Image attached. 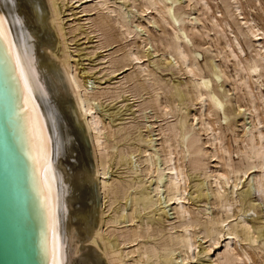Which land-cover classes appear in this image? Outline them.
<instances>
[{"label":"bare ground","instance_id":"6f19581e","mask_svg":"<svg viewBox=\"0 0 264 264\" xmlns=\"http://www.w3.org/2000/svg\"><path fill=\"white\" fill-rule=\"evenodd\" d=\"M87 1H91V3L95 1L97 3L94 7L90 6L92 8L89 11L98 10V12H101V15H98L100 17L99 25L107 33L108 40L113 39V41H116V32L113 33V31L117 26L119 27H117V31L119 29V37L123 36L124 39H126L128 38L127 36L133 33L131 27L128 26L127 21H125L122 12L114 6H110L108 1ZM173 1L176 2L177 0ZM257 1L261 3L260 0ZM163 2L164 0H143L142 3L140 2L141 9H139V11L141 10L145 13L149 9H155L162 15V21L165 23L167 22V24L168 18L166 15H171L175 21L184 20L181 19V14L176 15V10L173 5H165L163 8L158 9L156 5ZM189 2H193L194 7L202 3L203 14L212 12L213 8L210 7L207 0H189ZM225 2L226 7L233 8V14L238 13L242 15V17L238 15L241 18L240 30L242 29L243 35L247 39L252 37L255 38V40H253V42L256 43L254 46V62L264 70V31H262L256 21L249 20L243 16L241 0H225ZM18 3L23 7L24 13L26 12L29 15L26 24L22 22H24L23 20L27 15L25 16L24 13L22 14V12L19 11ZM92 5L94 4L92 3ZM57 6V0H0V18L3 20V23L0 24V107L4 116H6L5 124L7 130H9L12 142L21 158L23 171L26 175L29 209L31 210V215L35 221L37 230L36 238L41 264H150L151 257H156L158 262V258H160L162 254L168 256L172 254L171 252H175L177 248H180L182 253H184L181 261H187L192 259L194 250H198L196 248L199 247L196 240L197 232L192 230V227L195 226H200V233L204 235L203 238H206L207 241L210 242L209 246L205 247V250L211 252L214 246L223 242V249L220 247L218 253L214 256L217 264H246L245 261L252 260L253 255L251 256V253L243 247L241 241L248 242V246L252 247L253 243L262 240L260 232L254 229V226H252L250 222H247L246 219H242L244 217H238V219L240 218L241 220L237 222L234 221L235 225L233 227H231L227 221L234 215H237L235 213L232 216H230L231 214L229 215V213H231L230 211H232L231 207L234 203L238 202V198L241 197H235L236 188L240 186L243 180H246L244 179L246 175H248L247 178L249 177V171L254 168H258L259 173H253L254 176L253 178L251 177L254 181L253 188L258 193L260 201L264 200V130L262 129L264 121L261 120L260 115V106H264V97L263 94L259 92L255 93V91L258 90V86H253L249 70L242 64L238 52L233 47L232 41L227 39L222 44V50L227 52L228 57L231 58L232 56L237 59L236 65H243L241 69L238 67L240 69L238 72L240 79L239 83L247 100V107L245 110L249 112L250 117L253 119V125L249 126L247 131L244 130L247 136V138H245L246 149L244 159L247 162L245 169L233 164L231 153L225 147L226 145H220L217 148V141L221 142V137L216 132L218 130L215 131L214 127L210 124L211 121L208 123L203 117L206 108L205 105L208 101L210 102V109L212 110L224 105V101H222L216 92L210 89L211 83L204 80L202 76L198 77L195 74V70L199 69L198 63L196 59L191 58L189 52H187L183 43L184 38H182V35L187 36L186 31L191 28H188V30H185V26L178 28L171 22L170 25L173 24V28L171 27L173 31L170 38L171 40L167 42L162 40L164 42H162V45L160 44L161 47L164 46V51L168 49V53L174 54L176 59L186 67L190 76L193 73L194 77H196V79L192 80L191 92L195 99L201 102V107L199 106L202 115V119L200 118L201 132L203 130L207 135L208 139L205 143L210 144L214 148V153L208 150L210 158H216L218 156L217 151L220 148L229 155L228 159H222H224L223 166L230 170L221 171L218 170L219 168L217 170L212 169L197 157H194L191 161V166L194 169H202L205 178H208V180L210 179L211 184L215 185V188H213L211 192L213 197L215 196L214 205L221 209L220 211H224L226 217H222L220 214L221 212H219L220 216L215 219L210 220L207 217L208 220L205 219V221L201 222L199 218H190L189 221H186L192 214L190 207L187 206L191 198L186 196V192L189 188L187 184L189 183V177L185 172V167H183V158L179 156L182 155V152L178 150V147L175 145L176 142H173V140H177L174 139L175 136H177L178 130L175 125L167 129L161 127L159 130V135L164 136L162 143H160L161 151L164 153L162 166L160 165L161 161L159 163L160 166H158L157 160L155 161L157 154L150 148L144 147L141 150L143 154L141 164L144 165L142 172L145 176L148 175L149 177V175H152L155 178V181L153 179L154 184L150 192L147 190L149 187H146L147 189L145 188L132 192L130 197L127 198L126 193L131 186H126L119 178H117L116 183L114 181H109L110 178H113L111 176L109 177V169L111 167V149L115 146L112 144L113 142L110 141V138L114 137L112 126L110 125L111 120L107 122V119H112L110 117H114L119 112H112L113 114H111L110 117H105L104 113L98 111V106L96 105L98 98L91 92L88 80H85L88 76L87 70L82 72L83 75L86 74L84 77L80 75L77 70V64H75L77 62L74 63L72 60L73 55L66 51L69 46L65 40V34L61 24V11L59 12ZM85 11H87V9H85ZM112 13H117L116 19L111 20ZM198 17V19H200L201 16L198 15ZM29 21L31 25L28 24ZM198 22L200 23L199 20ZM210 22L216 27L221 26L215 16L210 17ZM144 24L145 23H143V25ZM50 25L58 31L59 41L57 42L52 38V28H50ZM31 26H33V29L30 28ZM162 26L163 29H166L163 24ZM195 28L197 29L198 27L196 26ZM192 29L190 31L192 34L200 32L198 30L194 31V29L192 31ZM172 31L169 33H172ZM210 32L212 31L210 30ZM82 33L84 34V32ZM217 34H219V32ZM219 37L221 38V36ZM227 37L229 38V36ZM120 40L122 41L121 38ZM154 40L156 41V39ZM186 40L188 41L189 39L186 38ZM221 40L224 41V38ZM158 41L159 43L161 42L160 40ZM54 42H60L61 45L60 43L55 45ZM235 42L238 50H240L241 53H245L238 36H236ZM144 52L139 54L131 48L128 49L125 56L122 58L124 63H121L120 68H124V66L134 61H138L137 68H140L142 71L138 69L141 72L138 70L137 72H140L138 75L141 76V74L146 71L143 64H139L142 58L147 55ZM135 66L134 63V67ZM242 70L245 71V74L241 73ZM211 71L214 73L215 70ZM235 79H237V74ZM25 81H27V84ZM144 85L141 87L145 88ZM233 86L232 89L234 88L235 90L237 86L235 84ZM155 95L151 99L152 107L153 105H157V102L160 101ZM210 112L211 111L207 109V113L209 114ZM72 113H74L75 116ZM163 114L167 115L168 113L164 111ZM224 114L227 118L226 111H224ZM193 115L195 114L193 113ZM192 118H194L195 121L197 120L196 122L199 120L197 116ZM113 121H115V119H112V122ZM167 130L169 131L168 135L166 133ZM80 131L84 133L81 134L86 136V139L91 143V153L86 154L84 152L82 154L79 148L74 146L71 142L73 134L79 136ZM190 132V128L184 125V134L187 135ZM196 143L197 138L193 137L190 141V145L193 147ZM224 143L225 142H223V144ZM240 143H242L241 140ZM244 144L242 143L243 146ZM200 151V147H197L195 150L197 153H200ZM243 153L244 152H242V154ZM175 154L177 155L174 156ZM242 154H240V156H242ZM159 156L161 157L162 155ZM230 174L231 176L233 174L232 181ZM164 178L167 192L166 201L169 202L171 206L174 205L175 213H177L179 218L184 219V221L179 224L180 231L170 235L168 234L166 237L163 236L160 247L158 248L149 240H142L148 236L149 229L151 228L150 224L153 225L154 223L155 225L156 222L149 217L145 220V217L140 214L143 211L140 213H137V211L141 209L145 210L149 204L153 203L150 194L153 192L157 197L160 188H162L161 183ZM225 185H230V196L221 191L224 189ZM248 188L250 187H247V191L249 192L251 189L248 190ZM194 192H197V197L193 201H202L203 195H201L197 187L194 191L190 192V194ZM119 198H125L127 202L124 204L121 203L118 207H114ZM242 198L245 199L243 196ZM92 199L99 200L98 208H96L95 205H91ZM128 202H131L129 209H127ZM104 206L107 207L108 211L111 210L112 214L105 216L107 215L105 213L107 211L102 210ZM96 211L100 216L99 214H95ZM136 221H138V223L134 225ZM122 223L125 225L122 226ZM127 223H131L132 225L127 226ZM161 231L162 230L157 228L154 232L159 234ZM263 232L264 231L261 233ZM222 237L225 238L222 240ZM241 237L242 239H240ZM235 241L240 242V248L243 253L238 251L239 249L234 246ZM84 242L94 244L96 249L98 248V250L102 251L103 255L101 256V254L94 249L95 246H86L87 243L83 245ZM255 248L263 251L260 246ZM159 250L163 252L161 255L159 254ZM254 259L256 260V258ZM170 261L171 260H167V264H171Z\"/></svg>","mask_w":264,"mask_h":264},{"label":"rangeland","instance_id":"374dc122","mask_svg":"<svg viewBox=\"0 0 264 264\" xmlns=\"http://www.w3.org/2000/svg\"><path fill=\"white\" fill-rule=\"evenodd\" d=\"M106 1H108L110 6H114L124 15L125 21H127L128 26L131 27L133 32L129 36H127L128 38L124 39L123 36L119 37L118 35L119 29L117 31L118 26L115 27L116 26L115 25L114 26L115 29L113 33L116 32L115 33L116 41H113V39L108 40L107 33L99 25V18H100L99 16L101 15V12L100 11L98 12V10L89 11L92 8L90 6L94 7L97 4L95 1H92V3L94 4L92 5L91 1H87V0L86 1L57 0V5H58L57 8L59 9V12L61 11L60 12L61 24L64 30L63 32L65 34V40L69 46V48L66 51L69 54L71 53L73 55L72 60L74 61V63L77 62L75 64H77V70L79 71L80 75L84 77L86 74L83 75L82 72L87 70L88 76L85 78V80H88L91 92L94 95H96L99 100V101L97 100V104H96L98 106V107L96 106L98 111L100 113H104L105 117L107 116L110 117V115L115 112L120 113L115 115L114 116L115 118L113 116L110 117L113 120L115 119V121L113 122L112 119H107V122L111 120L110 125L112 126V132L114 137L110 138V141L113 142L112 144L115 146L111 149L112 156H111V167L109 169L110 170L109 177L111 176L113 178H110L109 181H114L116 183L117 178H119L121 179L122 183H124L126 186H131V188H129L128 192L126 193L127 198L130 197L132 192H135L140 189H145L146 187L147 188L149 187L148 189L147 188L146 189L148 190V192H150L154 184L155 178L152 175H149V177L148 175L145 176V174L142 172L144 165L141 164V160L143 156L141 150L144 147L150 148L155 154H157V156L155 157V161L157 160L156 162L158 163V166L160 165L162 166L164 153L163 151H161L162 149L160 143H162L164 136L159 135V130L161 129V127L167 129L175 125L178 130L176 134L177 136H175L174 139L177 140L175 141L173 140V142L174 143L176 142L175 145L178 147V150L182 152L181 153L182 155L179 156L183 158L182 159V163H184L183 167H185V172L189 177L188 180L189 183H187L189 185L188 191L192 192L197 187L201 195H203L202 201L195 202L193 200H195V198L197 197V192H194L193 194H190V192L188 191L186 192V196L191 198L187 206L190 207L192 213L191 216L186 219V221H189L190 218H197V219L199 218L201 222H203L205 221V219L208 220L207 217L211 220L217 218L218 216H220V214L222 217H226V213L224 211H220L221 209L217 208L214 205L215 196L213 197V194L211 192L213 188H215V185L211 184L210 179L208 180V178H205L202 169H194L191 166V161L194 157H197L201 159L203 162H205L212 169L217 170L219 168L218 170L221 171L230 170L229 168L226 169V167L223 166L224 159H222V158L228 159L229 155L228 153L223 152L222 149L220 148L217 151L218 156L216 158L213 157L215 159L210 158L208 150L214 153L213 150L214 148L210 144L205 143V141H207L208 139L207 135L204 133L203 130L201 132L200 121L202 119V115L199 109L201 107V102H198L191 92L192 83H193L192 80L196 79V77H194L193 73L190 76L189 72H187L186 70V67L176 59L174 54L168 53L169 52L168 49L164 51L163 49L164 46L161 47L160 44L162 45L163 44L162 42L164 41L167 42L171 40L170 38L173 34V31L171 29L173 28V24L178 28L185 26L186 27L185 30H188V28L194 29L196 26L198 27L197 29L195 28L196 30L194 29V31L198 30L200 32H195L192 34V32H190L191 31L190 29L186 31L187 36L182 35V38H184L183 43L185 45V48L187 49V52H189L191 58H195L198 63L199 69L195 70V74L198 77L202 76L204 80H206L208 83H211L210 89L216 92L220 96L222 101H224L223 102L224 105H222L223 107L220 106L215 110L210 109V102L208 101L205 105L206 108L203 117L208 123H210L211 121L210 124L214 127L215 131L218 130L216 132L221 137V142L217 141V148L220 145H224V146L226 145L225 147L231 153V157H232L231 159L233 164L236 166L237 165L241 166L242 168L245 169L247 163L246 160L244 159L245 149H246L245 138H247L245 131L249 129L248 128L249 126L253 125V119L250 117L249 112L245 110L247 107L246 104L247 100L244 96L245 95L244 91L240 88V83H239L240 79L238 72L242 68V66L245 65L249 70L251 76V82L253 83V86L254 87L258 86V90L255 91V93L259 92L263 94L264 97V70H262L261 67L257 66V64H255L254 62L255 61L254 46L256 45V43L253 42V40H255V38L252 37L247 39L243 35L242 29L240 30V24H241L240 17H242V15H239L238 13L233 14L234 11L233 8L226 7L225 0H207L210 7L213 8L212 12H210L209 14H203L202 3L198 4L197 7H194L193 2H189V0H177L176 2H174L173 0H168V1L164 0L163 3H158L156 5L158 9L163 8L165 5H173V7L176 10V15L181 14V19H184L183 21H175V19L171 15L169 16L166 15L168 18V24L167 22L165 23L162 21L161 18L162 15L155 9L147 10L145 12L146 14L143 13L141 10L139 11V9H141L140 4L143 2V0H137V1L136 0H106ZM260 1L261 3L258 2L257 0H241L243 7L242 12H243V16H245L249 20L256 21L258 26L262 29V31H264V13H263L264 0H260ZM18 8L19 11H21L23 14L24 13L23 7L19 3H18ZM85 9H87V11H85ZM24 15L27 16L24 18L23 20L24 22L22 23L26 24V20H28L29 15L26 12L24 13ZM198 15L201 16L200 19H198L199 18ZM212 16H215L218 22H220L221 25L220 27H216L214 26L213 23L210 22V17ZM112 17L111 20L116 19L117 13H112ZM198 20L200 21V23L198 22ZM142 22L145 24L143 25ZM171 22L173 23L172 25H170ZM30 23L31 22L29 21L28 24L31 25ZM228 23L230 26L228 25ZM162 24L166 29H163ZM30 28L33 29V26H31ZM50 28H52L51 25ZM210 30L212 32H210ZM222 30L226 36L223 34ZM56 31L57 30L54 28L51 29L52 38L54 41L56 40L55 42L59 41L58 31L57 32ZM81 31L84 32V34ZM171 31L172 33H169ZM218 32L219 34H217ZM216 34L218 35V37ZM235 35L238 36V39L241 45L243 46L245 53L243 52L241 53L240 50H238L235 44L236 43ZM219 36H221V38ZM227 36H229V38ZM215 37L217 40L215 39ZM222 37L224 38V41L221 40L223 39ZM120 38L122 39V41L120 40ZM186 38L189 40L187 41ZM154 39H156V41ZM213 39L215 42L213 41ZM227 39H230L232 41L233 47L238 52L243 65L241 64L236 65L237 59L232 56L231 58L228 57L227 52L222 50L223 49L222 44ZM158 40H160L161 42L159 43ZM216 41L218 46L216 44ZM58 43H55V45H58ZM128 45L129 46L132 45V46L129 47ZM130 48L136 51V53L138 52L139 54H142L145 51L144 53L147 54L142 58L141 62H139L140 65L143 64L144 68H146L145 73L143 72L141 76L138 75L142 71L140 68H137L138 61H134L133 63L128 64L129 65V66L127 65L128 67L124 66V68H120L121 63H124L122 61V58L123 56H125L126 51H128V49ZM179 62L181 63L182 66L180 65ZM134 63L136 65L135 67H134ZM138 69H140L141 71ZM137 70L140 72H137ZM183 70H185L186 72ZM211 70H215L214 73ZM241 73L245 74V71L242 70ZM236 74H237V79H235ZM230 77H232L235 80H233ZM144 80L146 81V83ZM234 84L237 86L235 90L234 88L232 89V87H234L233 86ZM142 85H144L145 88L144 87L142 88L141 87ZM149 93L151 94V96ZM154 95L155 97L157 96L160 100L157 102V105H155L157 109L154 105L152 107L151 99ZM260 107H261L260 109L261 120L264 121V106H260ZM207 109L211 111L209 114L207 113ZM164 111H166L168 114L167 115L163 114ZM224 111H226L227 113V118L225 117ZM192 112L195 115H193ZM72 114L75 116L74 113ZM194 116H197L199 118L198 122H196L197 120L195 121L194 118H192ZM184 125L188 126L191 130V132L187 135L184 134ZM262 129L264 130V126H262ZM81 133L84 134L82 131L79 132V136L73 134L71 142L74 144V146H77V148H79V151L82 154L84 152L86 154L91 153L92 150L91 143L89 142L88 139H86V136L82 135ZM166 133L168 135L169 131L167 130ZM151 135L153 138L151 137ZM193 137L197 138V143L192 147L190 145V141L193 139ZM240 140L243 144L245 143L244 146L242 145V143H240ZM223 142L225 143L223 144ZM197 147L201 148L200 153L195 152ZM241 148H243L244 150ZM242 152L244 153L242 154ZM240 154H242V156H240ZM159 155L162 156L160 157ZM176 155L177 154H175L174 156ZM258 170H259L258 168H254L253 170L249 171L248 173L249 177L247 178L248 175H246V177L244 178L246 180H243L241 183L242 185L240 184V186L236 188L235 197L237 196L238 197L241 196V197L238 198V202L233 204V206L231 207L232 211H230L231 213H229V215L231 214L230 216H232L234 213L237 215H234L233 217H231V219H228L227 221V223H229L231 227H233L235 225V222L241 220L240 219L241 217H244L242 219H246L247 222H250V224L254 226V229L260 232V236L262 237V240L259 242L257 241V243L256 242L253 243L252 247L248 246L249 245L248 242L241 241L243 247L248 252L251 253V256L253 255L252 260H247V262L245 261L246 264H248L249 262H250L249 264H264V235H261L264 234V232L261 233L262 231H264V200L260 201L258 193L253 188L254 181L252 179L254 174L259 173ZM232 176L230 174L231 181H232ZM205 181H207L208 184ZM161 187L163 189L160 188L159 190L160 193L158 192L157 195L158 198L152 192L150 194V197H152L153 203L149 204L145 210L141 209L140 211H137V213L143 211L140 214L145 217V220L147 219V217H149L156 222L155 225L154 223L153 225L150 224L151 228L149 229L148 236L142 240L143 241L149 240L152 244H154L158 248L160 247V243L162 241L163 236L166 237L168 236V234L170 235L172 233H176L180 231L181 229L179 227V224L182 221H184V219L179 218L177 216V213H175L173 207L174 205L171 206L170 203L166 201L167 192H166L165 178L161 183ZM247 187H250L248 188V190L251 189L252 192L251 190H249L250 192L249 193L247 191ZM221 191L222 193L230 196L229 194L230 185H225L224 189ZM242 196L245 197V199H243ZM97 200L98 199L95 200L92 199L91 201V205L92 206L95 205L96 208L99 207L98 206L99 200L98 201ZM125 202H127L125 198H119L118 201L115 203L114 207H118L121 203L124 204ZM130 206H131V202L130 203L128 202L127 209H129ZM102 210L107 211L105 212L107 215L104 214L105 216L112 214L111 210H109L110 211L109 212L107 207L105 206L103 207ZM219 212L221 213L219 214ZM95 214L98 215L99 213H97L96 211ZM165 215L167 216V218ZM238 217L240 218L238 219ZM231 220L233 222L235 221L234 224ZM135 223L136 224L134 225H137L138 221H136ZM121 225L124 226L125 224L122 223ZM130 225L132 224L127 223V226ZM157 228L162 230L161 233L157 234L154 232L155 229ZM192 230L197 232L196 240L199 246L196 248L198 250L196 251L194 250L193 252V255L195 254L194 255L195 257L192 255V259H189L187 261L186 260L181 261V259L184 256V253H182L180 248H177L178 250L175 249V252L174 251L171 252L172 254L168 256H165L164 254H162L163 252L159 250V254L160 255L162 254L160 258H158L159 263L157 262L156 257H151L150 264H167L166 262L167 260H171L170 261L171 264H215L216 258L214 256L218 253V249H220V247L221 249H223L222 246L223 242L221 244L214 246L211 252L207 251L205 250V247L206 246L208 247L210 242L207 241L206 238L205 239L203 238L204 235L200 233V226L192 227ZM105 235L107 236L106 232ZM224 238L225 237H222V240ZM240 239H242V237ZM235 242H234V246L237 247V249H239L238 251L243 253L242 249L240 248V242H236L237 246ZM85 243L87 242H84L83 245H85ZM90 245L91 246L93 245L92 247L95 246L92 243L90 244V242L86 244V246H90ZM259 246L262 248L263 251L257 250L255 248ZM94 249L98 253H100L101 256L103 255L102 251L98 250V248L96 249V246L94 247ZM254 258H256V260Z\"/></svg>","mask_w":264,"mask_h":264},{"label":"water","instance_id":"95a60500","mask_svg":"<svg viewBox=\"0 0 264 264\" xmlns=\"http://www.w3.org/2000/svg\"><path fill=\"white\" fill-rule=\"evenodd\" d=\"M0 107V264H41L26 175Z\"/></svg>","mask_w":264,"mask_h":264},{"label":"snow or ice","instance_id":"6c2138e0","mask_svg":"<svg viewBox=\"0 0 264 264\" xmlns=\"http://www.w3.org/2000/svg\"><path fill=\"white\" fill-rule=\"evenodd\" d=\"M3 23V20H2V18H0V24H2ZM25 83L27 84V81H25Z\"/></svg>","mask_w":264,"mask_h":264}]
</instances>
